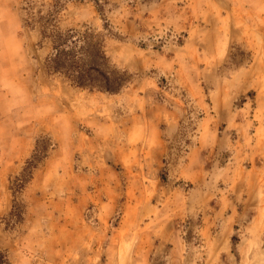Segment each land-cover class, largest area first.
Instances as JSON below:
<instances>
[{
  "label": "rangeland",
  "instance_id": "rangeland-1",
  "mask_svg": "<svg viewBox=\"0 0 264 264\" xmlns=\"http://www.w3.org/2000/svg\"><path fill=\"white\" fill-rule=\"evenodd\" d=\"M103 41L116 93L52 73ZM6 264H264V0H0Z\"/></svg>",
  "mask_w": 264,
  "mask_h": 264
},
{
  "label": "trees",
  "instance_id": "trees-1",
  "mask_svg": "<svg viewBox=\"0 0 264 264\" xmlns=\"http://www.w3.org/2000/svg\"><path fill=\"white\" fill-rule=\"evenodd\" d=\"M52 53L47 67L52 73L61 74L72 86L89 91L118 92L127 79L109 64L99 37L84 32L68 30L49 36ZM0 264L6 257L0 254Z\"/></svg>",
  "mask_w": 264,
  "mask_h": 264
}]
</instances>
